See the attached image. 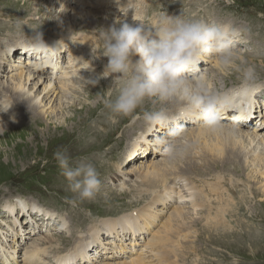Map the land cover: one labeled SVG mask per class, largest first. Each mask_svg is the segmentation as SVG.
<instances>
[{"label": "rangeland", "instance_id": "obj_1", "mask_svg": "<svg viewBox=\"0 0 264 264\" xmlns=\"http://www.w3.org/2000/svg\"><path fill=\"white\" fill-rule=\"evenodd\" d=\"M73 1L84 5L81 0ZM86 1L89 5H97L99 8L85 5L79 9H71L67 3V9H63L66 5L64 7L63 5L59 6L62 3L58 4V0H0V51L1 49H5V45L10 44V42L15 43V45L26 42L30 36H33L38 31L43 33V38L53 36L59 39H67L65 46L67 48H74L80 55L78 65L76 64L72 67L75 58L73 57L74 60L72 61L66 50V52L61 54L59 59V62L62 63L59 66L64 65L65 69L56 68L59 70L57 72L56 69L55 71L50 66L46 68L47 74H54L55 79H58L56 78L58 75H64V70L66 69L71 68L72 70H69L75 71L68 76L74 86L69 88L67 93L64 94L63 100L60 101L59 98L62 92L52 93V96L48 99L43 97V92L41 98H38L41 101L40 106L39 101L27 102V99H33L35 95L27 92L38 79L33 78L27 84L26 93L18 92L21 95V101L15 106V111L17 112L14 114L10 113L14 109L11 105L5 109L6 112L1 114L3 118L2 122H9L10 125L9 127H4L0 124V219L5 221L0 223V226L6 227L8 235L3 236V239H6L11 244L8 246V249L0 247V264L24 263L23 253L29 245L36 244L35 238H38L40 233L36 231L33 233L34 237L32 239L27 238L28 235L31 236L30 231L26 229L29 224H33L37 228L40 227L43 235L45 233H53L56 236L55 238L61 242L59 250L49 248L51 252L46 258L45 262L47 263V261L53 260L50 256L57 251L63 253L72 249L74 245L73 240L77 239V241H81L78 238L81 234L88 239L90 229L100 226L102 221L105 222L100 241L103 244L108 237L106 229L110 220L109 231L112 234L110 243H113L114 248L117 247V243L125 244L124 246H120L123 252L118 248L113 251L111 249L105 250L106 246H109V244H105L100 250L103 251V256H108L98 257L97 254L92 252L94 256H89L86 264H125L127 263L126 261L129 262L130 259L137 256H141L146 261V264H164V260L168 258V254L176 262L181 258V254H183L180 260L183 264H215L213 263L215 259L218 260L217 264H264V201H262L264 200L262 192V188L264 189V178L257 173L258 166L252 163L253 155L251 154L249 156L247 154L245 158L241 159L233 157L227 160L226 163H224L225 161L222 163L223 159L217 162L212 158H208L210 155L206 158L205 153H202L195 146L197 142L193 135L195 129L205 126L204 124L200 126L191 125L189 127L190 125H187L184 120L181 121L183 126L187 125L185 127L184 139L189 144V147L183 156L171 160H176L177 171L179 169L184 170L185 181L182 178H177L179 181L176 180L175 185L169 182L164 183L165 185H154V192L152 187H146L150 183L153 184V182L149 181L150 183H148L147 178L141 176L143 170L147 171L149 169L147 167L151 163H162L163 159H170L158 149L154 153L149 147L150 149H147L143 158L135 160V156H137L136 154L142 145L153 146L155 139L166 135L165 132L159 134L160 136L158 137L149 135L148 133L145 135L143 132L146 126L138 124V132L141 130L143 132L141 131L139 134H136V130L133 128L135 137L131 135L126 141V148L129 151L127 154L132 155L127 165L121 161L111 165L109 170L100 177L101 184L93 198L80 200L76 194L69 190L68 181L61 174V169L53 158V153L57 150L67 149L71 157L77 156L79 154L77 149L71 154L73 142L85 130L87 119L91 115L90 111L100 106L97 100L104 99L107 101L110 98H115L116 90L111 87V84L106 86L104 90L101 89L100 92L98 85H92L89 82V80L99 79L102 73L98 74L96 71L99 67L97 60L100 61L97 49L95 48L96 43L99 42L97 32L100 28L106 29L110 27L111 24H116L119 27L120 24L128 20L126 11H120L118 0L113 4L110 3L115 6L104 7L98 5L95 0ZM127 1L140 3V5H136L135 7L131 5L128 10L139 12L140 15L137 18L146 25L158 23L164 15L171 16L182 13L185 17L202 19L209 24L228 25L233 29L239 30L242 39L245 41L243 43L237 42L234 45V50L238 57L236 61L234 60L236 64L233 63L231 67H225L220 63V59L216 55H206L201 60L202 65L200 66L203 67L199 74L206 78L207 83L213 91L229 92L241 85L242 69L252 66L255 68L258 77V86L254 87V89L264 87V0ZM75 11L78 13L75 14ZM120 12L121 16L118 17ZM133 22L135 24L140 23L138 20ZM18 47L16 46L14 50L18 49ZM104 58L108 60L106 56ZM135 58L138 59V57H134L133 59ZM217 62L218 66H215ZM18 63L16 60L13 62L14 65H18ZM90 67L94 68L90 69ZM16 73V71H11L6 77H2L0 79V87H10L12 93H14L15 83L12 82L11 76L16 75ZM53 82L56 83V80L53 79ZM43 87L44 85H41V82H39L33 87V92L39 93L43 90ZM50 99L51 102L49 103ZM68 101L70 103H67ZM21 102L23 105H21ZM60 102L64 103V107L66 106L64 109L59 107ZM82 102L88 104L84 105ZM253 102L255 101L253 100ZM31 103L36 107L30 106ZM1 104L2 106L4 105L0 100ZM81 106H84V108H81ZM179 106V104L173 101L161 102L157 98H149L142 108H138L135 111V116L138 114L143 115L146 110L161 107L175 112ZM11 107L12 109H10ZM36 114L37 117H34ZM127 118L128 115L118 116L117 123L121 125ZM136 119L137 116L135 117ZM142 121H144L143 117L140 122ZM123 129L124 126L122 131ZM149 129H152V127H149ZM246 129L250 130L251 128L247 127ZM152 130H155V127ZM129 134L130 130H124V139L121 138L119 144L113 142L107 146V151L111 153L116 151L115 155L119 157L121 151L118 152V149L121 147V144H124ZM236 135L241 137L238 132H236ZM249 138L250 135L247 136L245 145H247ZM261 145L264 147V144ZM196 148L198 152H196ZM235 150H237V153L240 151V148ZM263 151L261 148L257 150V153ZM72 160L75 163L79 162L74 157H72ZM44 161H47V163H44ZM191 164L197 170H191ZM218 177L221 178V193L227 196V192L222 190V183L227 187V190L231 188L233 191L228 192L229 196L231 195L235 199V202L242 201V204L245 206L243 207V212L234 213L235 203L231 202L225 214L223 215L222 213L223 216L218 213L217 204L219 196L217 195V198L211 197L210 193H217V191L209 186V184L216 183ZM189 182L190 185L186 186V183ZM167 185H173L174 188L167 189ZM195 187L201 188L203 191L205 190L207 199H205V195L202 194L201 189H198L197 196L194 195L192 192L196 190ZM180 189L182 192L178 197V201H176V195L179 194L177 192ZM199 194L206 200L205 205L194 209L192 203L193 205H199L198 201L196 203L194 201L195 197L199 199ZM248 198L251 201L250 207L252 211L258 212L254 214L247 212ZM9 204H14L19 209L18 215L20 217L16 216V224L14 223V225L9 224L12 221L8 215L10 214ZM178 205H181L182 209L187 212V215L183 216L185 217L183 225H180V233L185 232L181 234L177 233V237L174 236V233L165 237V232L163 231L165 229H162L164 223L172 217L174 208ZM34 206H37L36 211L40 210L39 213H33L34 210L32 208ZM47 207L55 212V214L51 216L50 221H39L41 214L46 213L42 208ZM210 211L212 216L216 211L214 217L218 216L219 219H213L214 217L212 219L208 218L211 217L208 215ZM256 214L259 215V218ZM56 215L57 217H55ZM123 215L125 221H121L118 218ZM59 217H65L68 220V223L71 225L69 231H60L56 228L61 226ZM235 217L243 219L233 221ZM239 221L243 222L241 227L237 226ZM190 222L191 224L197 223L198 225L194 229L190 226L191 230H189L192 234L189 232V236L185 238L188 232H186L187 225H190L187 223ZM138 223H142L143 227H140ZM136 230L137 232H135ZM228 231H235L238 235L246 233L247 243H236L239 240L238 236L230 238L222 237L223 239L218 237V234L222 235ZM206 236L207 238L216 240L217 245L221 249L228 250L226 252L221 251L226 255L227 260H222V257L217 254V250L220 249L218 246H206V243H210L208 239H204ZM154 237H158L156 242L151 240ZM179 237L185 238L183 244L179 242ZM129 238H131V241H126ZM136 238L141 239L142 244L136 241ZM132 239L135 241V244ZM164 240H167V243L171 244L167 249L161 248V246H164ZM14 244L17 245L16 249H12ZM146 245H151V247H146ZM19 248H21V251L18 255ZM152 248L155 250H152ZM105 251H110V253L105 254ZM155 251H158L156 255ZM139 252L140 255H138ZM51 263L53 264L54 262Z\"/></svg>", "mask_w": 264, "mask_h": 264}, {"label": "bare ground", "instance_id": "obj_2", "mask_svg": "<svg viewBox=\"0 0 264 264\" xmlns=\"http://www.w3.org/2000/svg\"><path fill=\"white\" fill-rule=\"evenodd\" d=\"M58 1H59L58 4L62 3L59 6L63 5V7H64L68 3L69 8H71V9H79L81 7H84L85 5L91 6L88 4V2L86 0H81L84 5H80L77 1L75 2L73 0H58ZM78 1H80V0H78ZM95 1L97 2L98 5H100L101 7H104V6H115L112 4L116 0H95ZM110 3H112V4H110ZM118 3H120V8H119L120 11L122 12L125 10L126 13L128 14L127 23L135 24L133 22L135 20H133V17L131 18V16H134V14L137 13L136 17H138L140 15V13L137 11L135 12V11L128 10V9L131 5H132V7H135L136 5H140V3H136L134 1L129 2L127 0H118ZM68 6L66 5L63 9H67ZM91 7L99 8V6H97V5L91 6ZM117 7H119V6H117ZM127 11H129V12H127ZM121 12L118 14V17L121 16ZM77 13L78 12L75 11V14H77ZM86 13H88V12H86ZM62 37H64V36H62ZM43 39L49 45H55V43L57 41L62 40L61 43L63 44V50H62L61 54L66 52V50H67L69 57L72 58V61L74 60L73 57L75 58V61H73L72 67H73V65H76V64L78 65L80 55L77 52V50H75L74 48H67L65 46V44H67V39H63V38L59 39V38L53 37V36H48V37L43 38ZM89 40H90V38H89ZM89 40H87V41H89ZM243 41H245V40H243L241 37V40L239 42L243 43ZM24 43L15 45V43L10 42V44L5 45V49H1V51H0V79L2 77H6L7 74L10 73L11 71L17 72L16 75L11 76V78L13 80L12 82L15 83V92L14 93H12L10 87H6V88L0 87V100H1V103H4L3 106H2V104L0 105V106H2L0 108V124H2L4 127H9L10 124H9V122H5V121L2 122L3 118L1 117V114L6 112L5 109L11 105H12V107H14V109L10 113L14 114L15 112H17V111H15L16 110L15 106H17V104H19L21 101V95H19L18 92L19 93L20 92L26 93L25 90H26L27 84L31 79L38 78L37 81L33 84L32 88H29V90L27 91L28 93L31 92L32 94H35L33 99H27V102L39 101L38 98H41V94L43 92H44L43 97L44 98L46 97V99L50 98L52 96V93H56V92L61 93L62 92V94H60V96H59L60 101H61V100H63V98L65 96L64 94L67 93L69 88H72V86H74L72 84V82H70V80H69L70 77H68V76L71 73H74L75 71H71L72 70L71 68H69L71 70L66 69V70H64V75H61V76L58 75V77L56 76V78H58V79H55L54 74H50V75L47 74L48 71H46V68H47L46 66L39 67V68L34 67V65L37 63V60H36L35 56L33 54H31L29 51L20 53L21 50H23V49L26 50V48L23 46ZM90 43H91V40H90ZM16 46H19L18 49H16L19 51L14 52L13 50ZM95 48L97 49L98 59H100V61L97 60L99 67L96 70L99 74L100 72L103 73L105 71V66L108 63V60L105 59L104 58L105 56L103 57V55H101V53H100V52H102L101 49H103V45H102L100 40H99V42L96 43ZM18 53H20V54H18ZM60 57H61V55H60ZM241 58L243 59V57H241ZM5 59H6V61H5ZM22 59H24V60H22ZM15 60L17 62H19L18 65L13 64V62H15ZM19 60H22V61H19ZM233 63H235V62H233ZM59 64H62V63L59 62ZM199 64H201V62ZM216 65L218 66V62L215 64V66ZM202 67L203 66L199 67V65H198V74L201 72ZM57 68L65 69L64 65H61V67L59 66ZM93 68L94 67H90V69H93ZM219 69H220V67H219ZM189 74H191V73H189ZM104 75L107 76L108 73H104ZM115 75L116 74H111L107 77H99L98 83L96 85H98V88H100V92H101V89L104 90L106 88V86L113 84V80H114ZM53 79L56 80V83L53 82ZM57 81H58V83H57ZM39 82H41V85H44L43 90L39 93H34L33 87L35 85H37ZM240 86H238L236 89H232L233 91H229V92H234V90H238L240 88ZM95 88L97 90L96 86H95ZM58 89H59V91H57ZM249 96L252 97L253 98L252 100L255 101L256 107L250 108V110L247 113H252L253 115L249 116L248 118H245L248 115H246L244 117H236L237 113H234V117H231L229 114L222 115V129L219 131L212 132L206 126H200L201 124H203V122L201 119H199L196 116H193V117L187 119L186 123H187V125L188 124L190 125L189 127H191V125L200 126L199 128L195 129V131L193 133L194 138H196L197 144L195 142L194 143L196 144L195 146H197V148L202 153L203 152L205 153L206 158H207V156L210 155L208 158H212L213 160H215L217 162H219L223 159L222 163L224 161H225L224 163H226L227 160L232 159L233 157H237V158L241 159V158H245V156L247 154H248V156H249V154H251V155H253V159H252L253 162L252 163L255 164L256 166H258L257 173H259L264 178V151L261 153H257L258 149L262 148L264 150V147L261 145V144H264V107L261 105H257V104H262L264 102V87H260L258 89H254V87H253L250 91L246 92L242 97L248 98ZM54 97H55V95H54ZM39 102H40L39 103V106H40L41 101H39ZM50 102H51V99H50L49 103ZM97 102L100 103V106H98L94 110L90 111L91 115H89V117L87 119L85 130H83L81 136L78 137V139H76L73 142V147L71 148V151H72L71 154H73V152L77 149L79 154L77 156H72V157H74L77 161H80L81 159H83L86 162H91V163L95 164V166L97 167L98 173H99V178H100L107 170H109L110 166L116 162L121 161L122 163L127 165L128 161L132 155L130 156L127 154L129 151H128V148H126V141L129 138V136H131V135L135 137V131L132 130L133 128H135L136 134H139L141 131L143 132V130L138 132V124H140L144 127L146 126V124H145V121L140 122L141 118L143 117L142 114L136 113L138 115H136L137 119L135 120L136 116H135V112H134V113L129 114L127 120L124 121L121 125H119L117 123L118 122L117 121L118 116L112 114L110 112V110L106 107V100L98 99ZM173 102H175L179 105L182 103V101L180 99H175V100H173ZM49 103H47V104H49ZM67 103H70V101H68ZM82 103L84 105L88 104V103L85 104L84 102H82ZM21 105H23L22 102H21ZM30 106L34 107L35 105L31 103ZM249 106H253V105H249ZM12 107L10 109H12ZM59 107L64 109L66 106L64 107V103L60 102ZM154 107H156V106H154ZM81 108H84V106H81ZM232 111L236 112V109H232ZM34 117H37V114ZM226 124L232 125V126H227ZM123 126H124L123 131L128 129V130H130V134L128 135V137H126L124 144H121V147H119L118 152L119 151H121V152H120V156L118 157L117 155H115L116 151H114L112 153L110 151L108 152L106 147L111 145L113 142H117L119 144V141L121 140V138L124 139L123 131H122ZM186 126L185 125L183 126L184 129ZM154 127H155V130H152ZM154 127H152V129H149V127L146 126V129L144 130L143 134L146 135V133H148L149 135L151 134V135H155L156 137H158V136H160L159 134H161L162 132L166 133V129H163L160 126H154ZM247 127L251 128V129L247 130L246 129ZM235 129H236V131H235ZM247 131H249V132H247ZM236 132H238L241 135V137L237 136ZM248 135H250V138L247 142V145H245V142L247 140ZM165 136L166 135H163V136H161V138H163ZM147 141H149V140L147 139ZM149 147L155 153V150L157 148L150 146V145L148 146L147 144L142 145L141 148L138 150V153L136 154L137 156H135V158H136L135 160L143 158L144 155L146 154L147 149H150ZM249 147H250V149H248ZM197 148H196V152H198ZM239 148H240V151L236 153L237 150L234 151V149H239ZM158 150L162 152V150H160V149H158ZM80 152H82V153H80ZM194 153H195V151H194ZM162 161H163L162 163L154 162V163L149 164V166L147 167L149 169L147 171L143 170V172L141 173L142 174L141 176H143V178H145V177L147 178L148 183H150L149 181L153 182V184L150 183L146 186V187H152L153 192L155 190V186H159V184L165 185L164 183L169 182L170 184L173 183L175 185V181L178 180L177 178H182V180L185 181L184 170H181V169H179V171L176 170L177 169V164L175 162L176 160L163 159ZM133 162H134V159H133ZM73 165H75L74 161H73ZM218 166H220V165L218 164ZM259 167H262V168L259 169ZM190 169L193 171L197 170L193 164H191ZM218 175H220V174L218 173ZM187 180H189V179H187ZM220 181H221V178L218 177V181L216 183L209 184V186L212 187L213 190L217 191V193L216 192L210 193L211 197L214 196L215 198H217V195L219 196L218 197V204H217V211H219L218 213H220V215H222V213H223V215H224L225 212L230 207L231 202L235 203L234 213H240L241 211L243 212V207H245V206L242 204V201H240V202L236 201L235 202V199L232 198L231 195L229 196L228 192H231V190H232L231 188H228V190H227V187H225L222 183V190L227 192V196H224L221 193ZM169 185L166 186L167 189L174 188L173 185H171L173 187H171ZM187 185H190V182L186 183V186ZM263 186H264V184H263ZM195 189L196 190H194L193 192L191 190L190 194L192 192V193H194V195L197 196L198 194H196V193H198V189H201V188L195 187ZM138 190H140V189H138ZM201 191H202V194L205 195V199H207L205 190L203 191L201 189ZM181 192H182L181 189L177 192L179 194L176 195L177 196L176 201H178V197L180 196ZM208 192H209V190H208ZM262 192L264 194L263 188H262ZM199 196H200L199 199H197V197L194 198L195 203L198 201L199 205H197V204L193 205V203H192V206L194 207V209H196V207L200 208L201 206L205 205L206 200L204 199V197L202 195L199 194ZM68 197H70V196L68 195ZM180 200H182V199H180ZM262 201H264V200H262ZM250 202H251L250 198H248L247 212L250 214H254V213L258 212V211H252V209L250 207ZM170 204H173V203H170ZM8 207L10 209V211H9L10 214H8V215H9V218L12 219V221H11L12 223L10 222L9 224L14 225V223L16 224V221H15L16 216H18V218L20 217L18 215L19 209L14 204L13 205L9 204ZM36 207L37 206H34L32 208V210L36 211ZM174 209L175 210H174V214L172 215V217H170L164 223V227L162 226L163 227L162 229H165V230H163L165 232L164 233L165 237H168L171 234L173 235V233H174V236L177 237L181 231L180 225H183V223H184L185 217H183V216L187 215V212L182 209L181 205H178ZM42 210L46 211V213L41 214V216L49 215L51 217V215L55 214V212H53L48 207L42 208ZM215 212H214V215H215ZM208 215L211 216V217H208L210 219H212V217H214V215L213 216L211 215V211H210V213H208ZM256 216L259 218L258 214H256ZM55 217H57V215ZM118 218L121 221H125L124 215L120 216ZM216 218H218V216L217 217L215 216L213 219H216ZM240 219H243V218L235 217L233 219V221L240 220ZM59 221L61 223V226L56 227L58 230H60V231H63V229L65 231L70 230L71 225H70V223H68V220L65 217H59ZM3 222H5V221L3 219H0V223H3ZM110 222H111V220L109 221V224H110ZM261 222H263V221H261ZM21 223H23V222L21 221ZM37 223H39V222H37ZM104 223L105 222L102 221V223H101L102 226L100 225V226L94 227V228L91 227L92 229H90V232H88V235L90 234L88 239H87V237H84L83 234H81L80 237H78L79 239H81V241H77V239H74L73 240L74 245L72 244L73 245L72 249L67 250L66 252H63V253H60L59 251L56 250L57 252L56 253L54 252L55 254L50 256V258L53 260L47 261V263L45 261H46V258L48 257V254L51 252L50 249L51 248H52V250H53V248L58 249L61 245V242L55 238L56 236H54L53 233L52 234L51 233H48V234L45 233V235H43V233L40 231V227L37 228V227L33 226V224L32 225L29 224L28 228H26V229L30 231L31 236L28 235V237L26 236L27 238L32 239L34 237L33 233H35L36 231H39L40 233H39V237L35 238V240L37 241L36 244L33 243L31 246L29 245L26 248V251L23 253V255H24V263L23 264H52L51 262H54L53 264H56V263L57 264H83V263L86 264V262L89 260V256H91V257L94 256V253L97 254L98 257H100V256L107 257L108 256V255L103 256L102 254H104V253H102L103 251L100 250L101 247L105 244H109V246H106L105 250L111 249L113 251L114 249L118 248L121 252H123V250L120 246H124L125 244H123V243L122 244H118V243L116 244L115 243L117 247L114 248L113 243L112 244L110 243V240L112 239V234L109 231V224H108V228L106 229L108 231V233H106V234H108L107 240L103 244L100 243L101 238H102L101 232L104 229L103 228ZM242 223H243L242 221H239L237 226L241 227ZM187 224H190V225H187L186 232L187 231L188 232H187V234H186L187 236L185 238H187L189 236V232L191 230L190 226L194 229L198 225L197 223L191 224V222L187 223ZM138 225L140 227H143L142 223H138ZM135 226H136V224H135ZM8 227H9V225H8ZM5 228H4V226H2V227L0 226V247L1 248L5 247L6 249H8V246L11 243H9V241H6V239H3V236L5 237L6 235H8ZM135 232H137V230ZM184 232H181V233H184ZM190 233L192 234V232H190ZM144 234H146V233H144ZM210 236H212V235H210ZM232 236H238L239 240L236 243H247V241H246L247 240V234L246 233H241L240 235H238L235 233V231H232V232L228 231V232H224V234H222V235L218 234V237H220V238H222V237L230 238ZM157 238L158 237H154L151 240L156 242ZM185 238L179 237L178 238L179 242L181 244H183V240ZM215 238H217V237H215ZM204 239H208V241H210V243H206V246H218L217 245L218 243L216 240H212L211 238H207V236L204 237ZM204 239H202V240H204ZM35 240H34V242H35ZM70 241L72 242V240H70ZM126 241L130 242L131 240L128 239ZM136 241L141 243V239L136 238ZM226 241H228V240L226 239ZM170 245L171 244L169 242L167 243V240H164V246H161V248L164 247L163 249H167L170 247ZM16 246L17 245L14 244L12 246V249H16ZM146 247H151V245L150 246L146 245ZM228 248H230V247H228ZM129 249L131 250L130 247H129ZM152 250H155V249L152 248ZM20 251H21V248L18 249V255H19ZM221 251L226 252L228 250L227 249H221V248L217 250V254L222 257V260H227L228 258H226V255L224 253H222ZM92 252H94V253H92ZM236 252H238V251H236ZM109 253H110V251H107L105 254H109ZM143 253H145V252H143ZM156 253H158V251H155V255H156ZM138 255H140V252L138 253ZM167 256H168L167 259H165V260L162 259L165 261L164 264H169V263L183 264L182 261H180L183 257V254H181V258H179L177 262H176V260L171 258L169 256V254ZM238 256L242 257L241 255H238ZM17 257H19V256H17ZM120 259H123V258H120ZM217 261L218 260L215 259L213 261V263L217 264ZM122 262H123V260H122ZM126 262L127 263H125V264H146V261L141 256L134 257V258L130 259L129 262L128 261H126ZM104 264H107V263H104Z\"/></svg>", "mask_w": 264, "mask_h": 264}, {"label": "clouds", "instance_id": "obj_3", "mask_svg": "<svg viewBox=\"0 0 264 264\" xmlns=\"http://www.w3.org/2000/svg\"><path fill=\"white\" fill-rule=\"evenodd\" d=\"M133 20L140 23L124 22L119 27L113 24L97 32L103 45L101 54L108 58L101 77L116 74L111 86L116 90L115 98L107 100L106 107L116 116H127L142 108L149 98L161 102L180 99L182 103L175 112L161 107L143 113L146 126L166 129V136L155 139L153 147L162 150L167 158L176 159L189 147L181 121L196 116L210 131L221 130L223 109L234 106L246 92L257 87L258 77L255 68L248 66L242 69L238 90L219 92L213 91L206 78L198 74V65L206 55H216L225 67L233 65L238 58L234 45L241 40L237 29L209 24L182 13L164 15L151 25L135 14ZM61 41L49 45L43 33L37 31L23 46L35 56L34 67L55 69L63 50ZM89 82L95 85L98 79ZM53 158L72 193L80 200L94 197L101 184L95 164L81 159L73 165L67 149L55 151Z\"/></svg>", "mask_w": 264, "mask_h": 264}]
</instances>
